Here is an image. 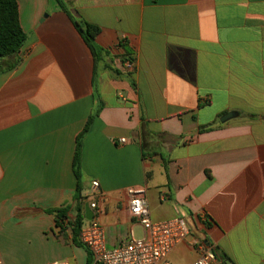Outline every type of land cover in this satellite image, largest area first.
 <instances>
[{"label": "crops", "instance_id": "0c3cea01", "mask_svg": "<svg viewBox=\"0 0 264 264\" xmlns=\"http://www.w3.org/2000/svg\"><path fill=\"white\" fill-rule=\"evenodd\" d=\"M16 2L27 40L0 72V234L50 237L44 264H90L44 211L73 205L76 137L101 104L80 195L98 183L107 248L137 227L125 191L143 187L153 221L183 217L222 263L264 264V0H64L99 27L97 64L55 0ZM197 257L185 241L169 261Z\"/></svg>", "mask_w": 264, "mask_h": 264}, {"label": "built area", "instance_id": "2783aa9c", "mask_svg": "<svg viewBox=\"0 0 264 264\" xmlns=\"http://www.w3.org/2000/svg\"><path fill=\"white\" fill-rule=\"evenodd\" d=\"M120 139V143H124ZM82 203L88 206L92 219L80 229L78 239L90 253V264H171L169 255L179 244L188 241L198 253L193 264H225L218 260L214 247L207 241L191 235L188 221L183 217H173L153 221L150 217L146 189L131 187L125 191V203L133 226L141 230V238H136L133 228L126 238L116 246L107 248L105 231L99 221L103 210L100 201L103 196L97 182L82 196ZM0 264H4L0 257ZM46 264H71L68 260H56Z\"/></svg>", "mask_w": 264, "mask_h": 264}, {"label": "trees", "instance_id": "16d2710c", "mask_svg": "<svg viewBox=\"0 0 264 264\" xmlns=\"http://www.w3.org/2000/svg\"><path fill=\"white\" fill-rule=\"evenodd\" d=\"M60 9L70 19L72 25L82 37L91 51L94 63L101 61L108 53L96 44V37L100 32L99 27L89 24L81 19H77L67 9L64 0H55ZM27 40L26 33L23 32L18 17V6L16 0H0V72L14 69L20 62L18 56L21 48ZM126 55L129 52L126 50ZM101 104L87 119L82 131L77 135L75 142V152L73 159V173L76 178V190L73 198V205H65L57 209H48L44 212L54 218V228L58 230L57 237L63 241H69L73 246L83 248L88 255V263L91 259L89 251L80 243L78 235L85 223L84 203H82L81 192V170L80 153L84 136L89 130L93 119L99 114ZM206 129H200V132ZM142 137L145 133L142 131ZM143 147V146H142Z\"/></svg>", "mask_w": 264, "mask_h": 264}, {"label": "rangeland", "instance_id": "374dc122", "mask_svg": "<svg viewBox=\"0 0 264 264\" xmlns=\"http://www.w3.org/2000/svg\"><path fill=\"white\" fill-rule=\"evenodd\" d=\"M135 237L141 238V230L139 227L134 229ZM14 231L8 230L0 234V249L5 259L14 261L15 264H44L51 259L57 258L58 252L52 250L51 245H55L49 237L47 243L40 242L42 248H38L40 243L31 241H22L14 237ZM53 244H52V243Z\"/></svg>", "mask_w": 264, "mask_h": 264}, {"label": "water", "instance_id": "95a60500", "mask_svg": "<svg viewBox=\"0 0 264 264\" xmlns=\"http://www.w3.org/2000/svg\"><path fill=\"white\" fill-rule=\"evenodd\" d=\"M236 116V113H227L225 114L221 119H220V122L221 123H224L232 118H234ZM84 215H85V219L87 221L91 220L92 219V213L91 211L89 210L88 206L85 205L84 207Z\"/></svg>", "mask_w": 264, "mask_h": 264}]
</instances>
